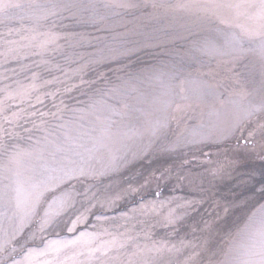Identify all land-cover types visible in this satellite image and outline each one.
Listing matches in <instances>:
<instances>
[{
    "label": "snow or ice",
    "instance_id": "obj_1",
    "mask_svg": "<svg viewBox=\"0 0 264 264\" xmlns=\"http://www.w3.org/2000/svg\"><path fill=\"white\" fill-rule=\"evenodd\" d=\"M249 54L264 0H0V264H264Z\"/></svg>",
    "mask_w": 264,
    "mask_h": 264
},
{
    "label": "rangeland",
    "instance_id": "obj_2",
    "mask_svg": "<svg viewBox=\"0 0 264 264\" xmlns=\"http://www.w3.org/2000/svg\"><path fill=\"white\" fill-rule=\"evenodd\" d=\"M203 35L211 36L214 34L202 32V33H199L197 36H194L192 38H200ZM186 43L187 42H180V44L177 45V47L180 49V54L183 53V50H184V47L186 46ZM152 55H153V53H141V59L151 60ZM166 59H173V58L172 57H166ZM174 59H175V62L177 64H180L179 55H177ZM202 60H204L206 62L202 69H201V65L198 63H193L191 65H189V64L180 65V67L183 69V71L180 72V76H187L189 74V72H191V74L195 76L197 74L196 69H201L203 72L207 73L209 71V67L214 70L213 74H212V76L204 75L202 77L203 79L215 82L212 80L213 77L216 80H221L222 78L227 76V74L225 72H223L222 70H219V71L215 70L216 65H215L214 61L208 62L207 58H202ZM235 71L240 73L241 82L248 88V90L250 92L256 93L257 94L256 98H258V90L261 88L262 81H264V62H262L258 56L253 55V54H249L247 57H245L242 61H240L236 65ZM223 84H224V87L229 88V89L231 87L235 86L233 84V82L231 81V79H224ZM223 90H224L223 88L220 89V91H223ZM212 103H215V101H214V98L210 96L207 98V104L210 105ZM217 107H219V105H217ZM202 110L205 113V119H207L206 114L209 111L208 106L205 105ZM228 118H229V113L225 109L221 112L220 119L227 120ZM188 122L191 123L190 120ZM205 151L215 153L216 151H219V148L215 145H211V146H208L207 148H205ZM165 162L171 163V160L165 161L162 159L161 161H159L156 164V166L158 167ZM251 163H254L256 165L259 164L258 161H251ZM136 167L142 168L143 170L147 171L151 166L142 162L141 164L136 165ZM129 176H131V173H125L122 176V179L126 180ZM169 192H170V188L165 187V193L168 194ZM130 205H131V202H128L127 204L123 205V207L126 208V207H129ZM207 218L208 217L206 216L205 219H207ZM182 232H183V229H182Z\"/></svg>",
    "mask_w": 264,
    "mask_h": 264
},
{
    "label": "trees",
    "instance_id": "obj_3",
    "mask_svg": "<svg viewBox=\"0 0 264 264\" xmlns=\"http://www.w3.org/2000/svg\"><path fill=\"white\" fill-rule=\"evenodd\" d=\"M136 199H138V198H136Z\"/></svg>",
    "mask_w": 264,
    "mask_h": 264
}]
</instances>
